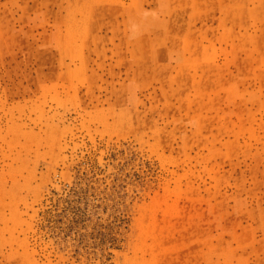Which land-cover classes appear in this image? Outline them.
<instances>
[{"label": "rangeland", "instance_id": "1", "mask_svg": "<svg viewBox=\"0 0 264 264\" xmlns=\"http://www.w3.org/2000/svg\"><path fill=\"white\" fill-rule=\"evenodd\" d=\"M0 264H264V0H0Z\"/></svg>", "mask_w": 264, "mask_h": 264}]
</instances>
